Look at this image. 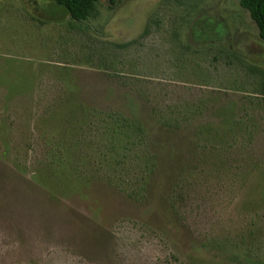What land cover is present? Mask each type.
<instances>
[{
  "label": "rangeland",
  "instance_id": "rangeland-1",
  "mask_svg": "<svg viewBox=\"0 0 264 264\" xmlns=\"http://www.w3.org/2000/svg\"><path fill=\"white\" fill-rule=\"evenodd\" d=\"M79 103L140 122L145 197L49 164L133 178L145 159L76 127ZM239 245L264 264V40L239 0H99L80 21L0 0V264H237Z\"/></svg>",
  "mask_w": 264,
  "mask_h": 264
},
{
  "label": "trees",
  "instance_id": "trees-1",
  "mask_svg": "<svg viewBox=\"0 0 264 264\" xmlns=\"http://www.w3.org/2000/svg\"><path fill=\"white\" fill-rule=\"evenodd\" d=\"M98 1L99 0H54V2L57 4L63 5L66 8L70 18L76 21L86 20L95 16L97 13ZM109 2L113 3L114 0H109ZM239 4L241 7L248 10L251 19L257 25L259 37L264 40V0H239ZM77 109L80 110L77 111L75 115V123H77L75 124L76 127L79 129L90 130L92 127H94L96 123L95 120L99 119V121H102L105 124L103 132L108 134L111 138L110 140L112 147L117 148L119 147V144H122V150L124 151L123 154L128 155V153L131 151L130 149H132V144L136 143L138 145H142L141 158L145 157V159L143 158V161H141L140 168L133 178H131V176L127 178H119L117 176L103 177V175L98 177L97 174H94L93 172L94 170L92 169V164L83 159H80V161L71 162L63 158L57 164L51 161H49V164H55L56 168H58L57 170L60 172L62 171L61 173H64L63 175L67 178L83 183H87L92 179H98L110 186L116 187L119 190L124 188L125 185L129 183V185L126 186V193L129 197H133L136 200L145 197L148 191L150 179L156 170L157 162L156 154L151 152V150L148 148L147 135L144 132L140 122L130 116H124L114 112L99 111L98 114H96L95 110L97 109H93L90 113L85 111V108L82 107L81 103L77 105ZM80 112H83V116H81L82 118H79L77 115ZM180 122L181 121L173 120V122L165 124L168 125V128L173 130L179 127L178 124ZM132 139H135L134 141L138 142H134ZM78 142L80 144V140H78ZM81 155H85V153L82 152ZM167 201L169 209L172 211L173 215L177 217L179 213L178 209L176 208L175 197H168ZM249 236H251L250 238L253 239L254 237L256 238L255 234H253V231L248 234V237ZM251 242L253 243V241ZM244 249L245 248H242L240 245L237 246V250L235 251L222 248L223 253L226 255V258L229 261L235 262L237 264H255L253 259L250 257L252 253V247L250 249L248 248L247 251Z\"/></svg>",
  "mask_w": 264,
  "mask_h": 264
}]
</instances>
